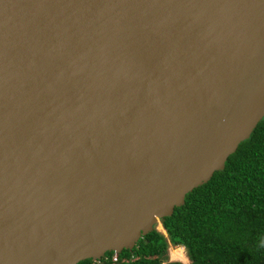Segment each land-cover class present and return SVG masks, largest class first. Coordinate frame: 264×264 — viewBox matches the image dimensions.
<instances>
[{
    "label": "water",
    "instance_id": "water-1",
    "mask_svg": "<svg viewBox=\"0 0 264 264\" xmlns=\"http://www.w3.org/2000/svg\"><path fill=\"white\" fill-rule=\"evenodd\" d=\"M262 118L264 0H0V264L132 250Z\"/></svg>",
    "mask_w": 264,
    "mask_h": 264
},
{
    "label": "trees",
    "instance_id": "trees-1",
    "mask_svg": "<svg viewBox=\"0 0 264 264\" xmlns=\"http://www.w3.org/2000/svg\"><path fill=\"white\" fill-rule=\"evenodd\" d=\"M161 223L167 237L153 229L132 250L118 253L117 261L106 252L107 263L183 264L165 258L171 244L184 248L190 264H264V118L224 168L186 194Z\"/></svg>",
    "mask_w": 264,
    "mask_h": 264
},
{
    "label": "rangeland",
    "instance_id": "rangeland-1",
    "mask_svg": "<svg viewBox=\"0 0 264 264\" xmlns=\"http://www.w3.org/2000/svg\"><path fill=\"white\" fill-rule=\"evenodd\" d=\"M160 230V229H159ZM160 232H162L164 235H165V237H167V235H166V231H162V230H160ZM172 247L173 246H171L170 247V244H169V246H168V250H167V257L165 256V258L167 259L168 258V260H172V261H176V260H178V261H182V263L183 264H190V261L187 259V257H185V250H184V248H181L180 250H179V253L180 254H182L183 256H184V258L183 259H181L180 258V256H177L176 258L177 259H175L174 257H173V255L171 254V249H172ZM177 247V246H176ZM176 247H173V248H175L176 249ZM169 251H170V254H171V256H169ZM178 253V252H177ZM171 257V258H170Z\"/></svg>",
    "mask_w": 264,
    "mask_h": 264
},
{
    "label": "bare ground",
    "instance_id": "bare-ground-1",
    "mask_svg": "<svg viewBox=\"0 0 264 264\" xmlns=\"http://www.w3.org/2000/svg\"><path fill=\"white\" fill-rule=\"evenodd\" d=\"M156 229H157V230L160 229V230H162V231H165V229L163 228V226H162V224H161V221L157 223V227H156ZM160 230H159V231H160ZM181 248H183V247H177L176 249H175V248H172V249H171V254L173 255V257H174L175 259H177V258H176L177 256H180L181 259L184 258V256H183L182 254L179 253V250H180ZM177 252H178V253H177ZM169 253H170V251H169ZM171 254H170V256H171ZM185 257H186V255H185ZM170 258H171V257H170ZM187 259H188V258H187ZM181 262H182V261H181Z\"/></svg>",
    "mask_w": 264,
    "mask_h": 264
},
{
    "label": "built area",
    "instance_id": "built-area-1",
    "mask_svg": "<svg viewBox=\"0 0 264 264\" xmlns=\"http://www.w3.org/2000/svg\"><path fill=\"white\" fill-rule=\"evenodd\" d=\"M113 261H117V253H113L112 258ZM108 258L106 256L101 257L100 259L95 260L96 263L99 264H108L107 263ZM94 261V260H93Z\"/></svg>",
    "mask_w": 264,
    "mask_h": 264
},
{
    "label": "crops",
    "instance_id": "crops-1",
    "mask_svg": "<svg viewBox=\"0 0 264 264\" xmlns=\"http://www.w3.org/2000/svg\"><path fill=\"white\" fill-rule=\"evenodd\" d=\"M171 246H173V245L170 244V247H171ZM173 247H176V246H173ZM173 247H172V248H173ZM177 247H182V246H177ZM177 247H176V248H177ZM185 255H186V254H185ZM174 261H175V260H174ZM176 261H178V260H176Z\"/></svg>",
    "mask_w": 264,
    "mask_h": 264
}]
</instances>
